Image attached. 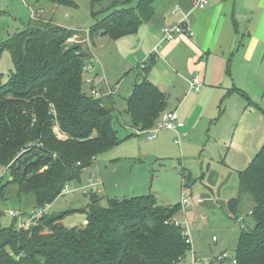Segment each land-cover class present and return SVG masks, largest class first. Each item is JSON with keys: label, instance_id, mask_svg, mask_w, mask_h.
<instances>
[{"label": "trees", "instance_id": "1", "mask_svg": "<svg viewBox=\"0 0 264 264\" xmlns=\"http://www.w3.org/2000/svg\"><path fill=\"white\" fill-rule=\"evenodd\" d=\"M46 1L77 7L71 0ZM103 1L110 7L89 31L91 42L95 36L119 40L137 34L154 17L157 0L92 3ZM37 22L0 45V60L8 51L14 66L6 82L0 75V170L5 168L0 187L13 185L18 197L33 196L34 213L51 205L98 155L121 142L114 109L85 90L88 55L79 44L67 45L78 32ZM151 67L150 62L144 65L142 80L127 101L134 131L152 129L167 110L165 94L146 78ZM239 185V198L228 203L231 216L237 218L241 196L249 194L255 224L245 228L240 223L233 257L237 264H264V145L239 173ZM180 210L181 204L162 206L151 195L111 200L108 207L93 198L83 210L87 223L82 227L64 225L68 211L45 213L23 229L15 217L12 227H2L0 212V264H186L192 244L175 224Z\"/></svg>", "mask_w": 264, "mask_h": 264}, {"label": "rangeland", "instance_id": "2", "mask_svg": "<svg viewBox=\"0 0 264 264\" xmlns=\"http://www.w3.org/2000/svg\"><path fill=\"white\" fill-rule=\"evenodd\" d=\"M71 1L77 7L54 6L46 0H0V45L5 43L9 36L27 28L33 21L34 10L43 8L46 10V18L40 19L35 14V20L41 21L37 24L49 23L78 32L76 36L67 40V45L79 44L82 52L88 54L92 44L88 36L89 31L107 16V12L104 11L110 7V3L103 1L93 4L92 0ZM94 39L97 52L103 54L102 64H99L100 57L97 55V58H94V64L100 67L102 65L103 69L98 77L92 74H95V70L90 71L89 77L97 79L100 85H103V89L113 91L115 106L119 111L113 113L114 126L119 132L121 142L98 155L91 165L83 169L77 180L68 184L67 191L63 192L49 207H46L45 213L54 215L72 211L65 215L64 225L82 227L86 220L83 210L91 204L93 198L99 200L101 206L108 207L111 200L123 201L133 197L151 195L159 204L172 207L181 204L183 198L194 201L197 197L204 202V205H196L194 202L188 206L182 205L175 217V220L189 231L193 246L186 264H193L195 257L198 261L213 260L223 252L233 256L240 236L241 224L245 228H252L255 224L250 215L254 203L249 194L241 196L240 215L243 217L241 224L232 218L228 210L229 206H227L229 199L239 198L238 171L244 169L247 164V162L238 160V156L234 155L239 153L232 144L237 129L235 123L240 122V119L244 121L246 117L231 111L225 114L224 120L220 121L218 126H210L205 121H199L198 118L203 115V110L199 109L195 115L193 137H180L183 148L182 162L180 145L158 144L160 133L165 129L159 131L157 140L147 141L143 137L136 136L132 129L130 131L124 126V123H131L124 99L129 97V91L132 88L130 85L137 74L133 68H137L143 59L137 58L136 52L132 53L124 47L126 43L123 40L115 41L108 37L102 39L99 36H95ZM115 44L119 48H116ZM143 50L144 47L141 48L140 55ZM129 56L132 66L127 68L125 72L127 75H125L122 70L125 69L124 65L127 64ZM88 62L89 60L86 65L89 64ZM13 70L11 54L4 51L0 60L2 83L7 81ZM84 75L86 78V71ZM106 89L104 93L100 92L102 96ZM85 90L87 91V88ZM88 94L91 95L90 92ZM259 107L261 110L253 108L254 114L248 115L247 118H253V115L258 116L264 126V105L259 104ZM224 108L223 105L222 109ZM117 119L119 121L116 122ZM55 132L59 138L65 139L58 127H55ZM238 144L241 147L245 146L240 138ZM262 145H259L257 152L260 151ZM246 147L255 149V145L250 146L249 144ZM4 173L5 168H2L0 178ZM229 174L230 177H228ZM7 179L6 175L2 183L6 184ZM91 180L93 183L102 181V185L97 186L98 191L95 193L92 192L93 187L91 189L89 187ZM224 180L226 182L222 184ZM1 192H3L2 195ZM34 202V197L31 195L18 197L13 185L0 187L2 227L13 226L14 217L9 214L10 211L22 214L25 221L29 220L34 214ZM210 202L212 206L205 207ZM204 216L207 217V224L204 222ZM214 237L218 242L213 241Z\"/></svg>", "mask_w": 264, "mask_h": 264}, {"label": "crops", "instance_id": "3", "mask_svg": "<svg viewBox=\"0 0 264 264\" xmlns=\"http://www.w3.org/2000/svg\"><path fill=\"white\" fill-rule=\"evenodd\" d=\"M154 9V17L142 24L137 34L115 40L125 41L124 47L132 53L136 52L137 58L143 59L142 64L133 68L137 74L130 85L132 88L129 97L124 99L126 108L134 85L142 80L141 70L150 62L152 67L147 72L146 78L165 94L166 111H177L180 120L184 123V126L176 131H162L158 144L180 145L182 162L183 148L180 137H193L195 115L199 109L203 110V115L198 118L199 121H205L210 126H218L228 112L243 114V117H246L244 121L240 119V122L235 123L237 129L232 143L239 153L234 155L238 156V160L247 162L244 169L238 171L240 196L239 173L243 172L259 153L257 152L259 145H264V126L261 118L254 115L253 118H247L248 115L254 114L253 108L261 110L259 104L264 105V0H214L205 9L195 7V0H157ZM45 11L43 8L34 10L33 20L35 14L38 18L45 19ZM180 23L190 29L191 35L180 34L171 41L164 40L163 28ZM142 47L144 50L140 55ZM90 48L91 51L87 54L88 63L93 65L97 55L100 57L99 64H102L103 54L97 52L95 39ZM116 48L119 46L116 45ZM129 58L130 56L127 64L124 65L125 69L122 70L125 75H127L126 70L132 66ZM101 67L94 64L95 74H92L96 77L100 76V71L103 69ZM91 72L85 78L87 92L96 90L104 93L106 88L103 89V85L101 86L97 79L89 77ZM194 78H199L203 82L199 92L191 88L190 83ZM108 91L106 89L102 99L106 105L118 111L114 94L109 95ZM242 94H245L249 100ZM124 126L135 132L131 124L124 123ZM176 136L180 138L179 144L175 143ZM239 138L244 142V147L239 146ZM249 144L255 145V149L251 147L248 149L246 146ZM225 182L224 180L222 184ZM93 190L98 191L97 188ZM241 201L236 220L240 218L243 220L240 215ZM194 204L202 206L204 202L201 200V203ZM211 206L212 202L205 205L209 208ZM203 219L207 224V217L204 216ZM86 223L85 220L84 225Z\"/></svg>", "mask_w": 264, "mask_h": 264}, {"label": "built area", "instance_id": "4", "mask_svg": "<svg viewBox=\"0 0 264 264\" xmlns=\"http://www.w3.org/2000/svg\"><path fill=\"white\" fill-rule=\"evenodd\" d=\"M214 0H195V7L199 8V9H205L207 8ZM163 33V37L164 40L166 41H171L173 40L177 35L180 34H189L191 35V31L190 29L183 23L174 25V26H166L163 28L162 30ZM91 70H93V65L92 64H88L85 65L84 67V71H86V73L88 74ZM191 88L192 90H194L195 92H199L203 86V82L199 79V78H194L193 80H191ZM90 94L95 97V98H102L103 96L96 90H90L89 91ZM109 95L113 94V91H111V89L108 91ZM184 126V123L180 120L179 118V114L177 111H165L160 118L158 119V121L156 122V125L149 130H135L134 134L136 136H140L143 137L145 140L147 141H153L156 140L158 138V134L159 131L162 129L165 130H169V131H176L179 128H182ZM175 143L179 144L180 143V138L178 137L175 140ZM98 185H102V181L99 180L96 183H93V180L90 181V189L93 187V189H96ZM68 189V185H66L65 189L63 192L67 191ZM185 190L183 191V193L185 194ZM85 193H87V191H85ZM191 202L194 203H201V199L195 197L194 201L187 199V198H183L182 202H181V206H188ZM49 207V206H47ZM46 212V208L39 210L37 213L35 212L33 214L32 217L29 218V220H24L23 215L20 213H16L14 211H10L9 214L15 218L18 219V228L19 229H23L28 227L33 221H35L36 219L42 217L43 214H45ZM240 223L242 222V218H240L238 220ZM175 224L177 226L182 227V225L175 220ZM184 235L187 237V242L192 244L191 239H190V234L189 231L184 229ZM214 241H217L216 238H213ZM195 257V256H194ZM231 263V264H237V261L235 260V258L233 256H230L227 252H223L221 254H219L216 258H214L213 260H197L196 257L193 259V264H219V263Z\"/></svg>", "mask_w": 264, "mask_h": 264}, {"label": "water", "instance_id": "5", "mask_svg": "<svg viewBox=\"0 0 264 264\" xmlns=\"http://www.w3.org/2000/svg\"><path fill=\"white\" fill-rule=\"evenodd\" d=\"M93 192H95V190H93Z\"/></svg>", "mask_w": 264, "mask_h": 264}]
</instances>
